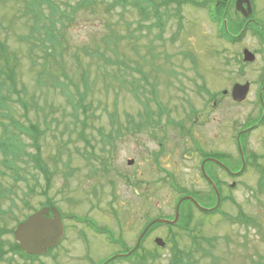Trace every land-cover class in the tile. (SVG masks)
<instances>
[{
  "label": "rangeland",
  "instance_id": "obj_1",
  "mask_svg": "<svg viewBox=\"0 0 264 264\" xmlns=\"http://www.w3.org/2000/svg\"><path fill=\"white\" fill-rule=\"evenodd\" d=\"M67 1L77 2H47L61 9ZM25 4L26 0H0V51L5 48L11 53L9 65H14L19 90L16 95L0 86V96L6 98V106H0V138L4 127L13 129L10 117L24 124L38 119L43 131L38 139L40 158L51 171L50 184L43 193L42 175L33 160L21 155L17 163L24 169H20L19 179L0 163V197L16 199L21 207L16 211L19 218L48 201L60 211L64 238L35 264H109L107 258L134 245L146 220L171 218L179 194L185 190L209 193L200 175V152L221 150L238 157L236 131L259 107L256 93L264 68L263 42L255 30H247L238 41L223 39L207 8L191 3L175 5L177 16L171 15L160 31L151 16L141 22L143 15L137 7L116 6L107 12L108 3L102 0L75 9L69 19H61L58 12L52 15L60 32L52 31L57 40L50 41L44 40V27L30 36L34 18L26 13ZM229 5V18L236 21L234 0ZM252 7L254 18L264 26V0H252ZM48 9L47 4L42 6L50 17ZM168 10L174 12L171 7ZM259 28L264 36V28ZM243 48L255 53L254 61L242 62ZM49 52L55 58L48 56ZM46 73L56 76L60 86H53ZM83 73L89 87L85 103L90 114L84 124L81 108H74L77 90L85 89ZM245 80L251 83L250 94L235 105L230 88ZM202 86L214 94L227 89L228 98L217 108L210 102L206 105L197 93ZM16 96L26 103V115ZM153 96L165 106L168 116L175 122L191 123L187 126H194V132L177 130L178 124H169L167 113L159 123L139 128L147 118L143 106L147 98L151 115L157 119ZM191 108L199 114L188 118ZM109 132L111 136L104 137ZM20 139L26 151L35 152L27 136ZM263 139L264 123L245 139L246 151L258 154L260 164H264ZM85 151L98 158L91 154L88 159ZM129 159L134 162L127 164ZM101 161L108 164L106 171H91L100 167ZM223 178L230 182L229 177ZM260 179L257 168L247 166L236 187L223 189L228 198L221 206L223 215L194 211L195 220L186 228L190 232L182 229L181 219L177 226L157 224L133 258L112 264H168L175 247L189 253L186 264H264V184ZM239 209L251 216L254 224L237 221ZM85 219H90L89 225L96 220L94 229L104 234H93L83 223ZM10 220L6 227H15ZM193 233L198 245L191 238ZM156 238L165 244L158 246ZM142 255L145 259L139 261Z\"/></svg>",
  "mask_w": 264,
  "mask_h": 264
},
{
  "label": "trees",
  "instance_id": "obj_2",
  "mask_svg": "<svg viewBox=\"0 0 264 264\" xmlns=\"http://www.w3.org/2000/svg\"><path fill=\"white\" fill-rule=\"evenodd\" d=\"M47 1L48 0H26L25 8L27 10L26 13L30 12V14L34 18V25L31 26V28H30V36L34 37L33 36L34 33L37 32L39 29H41V27H44L46 30V32H45L46 39H44V40H50V41L52 39L57 40V38L52 37V31L54 33L56 30L58 32H60L57 25H56L57 22H55V19H54V17H52V15L54 16L58 12L61 16V19H63V18L69 19L70 15L72 14L73 11H75V9H77L81 6L85 7L89 4L91 5V4L96 3V0H77V2L73 5L67 1L64 3L66 8L70 9V10H67L66 8L60 9L59 7L54 6V4L52 2H47ZM104 1L108 3L107 7H106L107 12L111 8H114L116 6H120L123 9H125L128 5H132L134 7H137L138 10L140 11V13L143 15V17L141 18V22L143 21V23H144L151 16L154 18V21L152 22L153 25L159 26L160 31L163 30L165 22L167 21V19H169V17L171 15L177 16L178 8L175 5H181V3H185V2H193L194 4L198 5V3L197 2L195 3L194 0H102V2H104ZM45 4L48 5L49 14L51 13L50 17L47 16L48 14H45L42 10V6H44ZM199 6H205V3L199 4ZM224 6H225V3H222V4H219L218 7H215L213 9L212 18L215 21H219V22L222 21L223 15H224V13H223ZM169 7L174 9L173 13H168ZM90 8L92 9V6ZM227 16L228 15H226V17ZM43 17H45V20L48 21V25L45 24V22H46L45 20H42ZM241 23L242 22H240V21H229V29H231V31L237 33L242 29ZM158 24H161V25H158ZM140 25L144 26V24H142V23H140L139 26ZM221 25H222V22H221ZM147 27H149V26H147ZM254 29L259 31L261 34H263L262 30H260L258 27H254ZM222 32L228 37V34L224 31L223 26H222ZM1 47H2V44H0V48ZM4 49L5 48H2V51H0V60L2 62V63H0V86L5 87L8 92H10V93L14 92L17 95L19 93V90L16 89V78H15V72L13 71L14 65L13 66L9 65L11 53L5 52ZM53 51H55V47H54ZM47 55L48 56L50 55V56H52V58H55L51 52L47 53ZM12 59L16 60L15 56H13ZM13 64H15V63H13ZM42 73H44V71H42L40 74H42ZM83 74H85L83 76V78L85 80V83H84L85 89H84V92H79L77 90L78 97L75 101V106H74L75 109L76 108L78 109V107H80L81 111L83 112L84 118H83V120H80L82 122V124H84L85 119L87 120L90 117L89 112H87L89 106L86 105V103H85V94H86L87 90L89 89V87H88V83L85 79L86 73H83ZM46 75L49 76V78L51 79L53 86H55V87L57 85L60 86L59 79L56 76H53L51 73L50 74L46 73ZM261 75L262 76L260 78V83L262 84L264 81V69H263V74H261ZM62 84L63 83H61V85ZM62 90H64V89L62 88L61 91ZM152 94L154 95V92ZM152 99L154 100V103H155L156 108H157V119H153V117L151 115L152 110H151V107L149 104L150 103L149 99L147 98L143 102V106L145 108L144 114L147 118H146L144 124L138 125L139 128L141 127V125L142 126H148L152 123L157 124L158 120L161 118V116L164 113L165 114L167 113L166 118H167L168 122H173V119L170 116H168L169 113H168L167 109L165 108V106L163 104H161L160 102L156 101L154 96ZM5 100H6V98L2 99V97L0 96V106L5 105ZM16 101L19 102L20 104H22V106L24 108V115H26L27 109H28L26 103L19 96H16ZM34 106L37 107L36 104ZM43 118H44V121L46 122L45 128L47 129V128H49L48 120H46L47 116L44 115ZM10 119L12 121L13 129L10 130V129H7V127H4V129H3L4 136L0 138V153L2 154V158L0 159V163L4 167H6L8 169H12L15 172V179H19V178H21V176L19 175V171H20V169H24V168L19 166V164L17 162L19 160H21V158H20L21 155H26L29 160H33L34 167L42 175V177L44 179V191H43V193H45L46 189L49 188L51 171L48 168V166L41 161V158H40V149H39V145H38V139H39L40 133L43 131L41 129H39V121H38V119H36L34 121H30L27 118V120H28L27 124H24L20 121H17V119H14L13 117H10ZM250 122H252V121H249L248 124ZM110 132L107 135H104V137H110L111 136ZM82 134L83 133L81 131V135ZM22 135L27 136L30 139L31 143L28 145L33 146L35 148V152H28L25 150V148H24L25 144H23L21 139H20ZM245 135H247V133ZM84 139L86 141H88L86 138H84ZM85 154H87V156L89 157L88 159H91V157H90L91 154H93V158H98V156L95 155L94 153L89 154L87 151H85ZM244 154H246L245 155L246 167L249 165L256 167L257 171L261 174L260 182L264 184V164H260L257 161L258 157L256 155H253L250 152L248 153L246 151V149H244ZM99 163H100V167H97L95 169L91 168V171L92 170L95 171L96 169L101 170V171H106L105 168L107 167L108 164L104 161H101ZM90 166H92V165H90ZM210 192L212 194L213 200H211L209 203H204L205 205H209L210 203L214 202V193H213L211 188H210ZM192 196H194L197 199L199 198L198 193H192ZM225 200H226V197H222L221 203H223ZM194 208H195V205L191 201H188V200L185 201L181 205V207H180V219L183 222V225H181L182 227L187 228L192 224V222L194 220V211H193ZM236 219H237V221L239 220V222L241 221L243 224H246V225L254 224V219L251 216L245 214L240 209H239L238 215L236 216ZM148 222H146L145 224H147ZM155 225L154 226L152 225V227L149 229L148 232H150L151 229H153L155 227ZM192 239H193L194 243H197V245L199 244L197 241V237H193ZM208 239L209 238H206V240H208ZM188 258H189V253L187 251H183V250L175 247V248H173L172 255H171V258H170V261L168 262V264H186Z\"/></svg>",
  "mask_w": 264,
  "mask_h": 264
},
{
  "label": "flooded vegetation",
  "instance_id": "obj_3",
  "mask_svg": "<svg viewBox=\"0 0 264 264\" xmlns=\"http://www.w3.org/2000/svg\"><path fill=\"white\" fill-rule=\"evenodd\" d=\"M211 1L212 0H209L210 3H211ZM220 1H223V0H215L214 1V7H218V5L220 4ZM235 1L236 0H234V2ZM250 2H251L250 6L252 7V0H250ZM225 12L226 11L224 9L223 13H225ZM253 14H254L253 7L251 10V13L246 18H244L242 15L239 14L241 16L240 21H242L243 26H246L244 28V30L246 29V31L251 30V28H249L251 23H253L257 26H260V24H261L257 21V19L254 18ZM223 23L224 24L226 23L225 16L223 18ZM228 34L232 38H236L238 36V34H236L234 32L228 33ZM254 34L260 39L259 32H256ZM242 35H243V33H242ZM263 40H264V38H263ZM242 62H243V59H242ZM246 81L249 82V93L247 95V98H248V96L250 94V86H251L250 81L245 80L244 82H239V83L243 84ZM203 90L207 93L206 96H204L202 94V92H204ZM197 93H198V97L203 99L204 104L208 105V103L210 102V103H212L213 108H214V106L217 108L219 106L218 103H220L224 98L225 99L228 98V91L226 89H223L220 94H217V93L214 94L212 92H209L204 86H202L199 88ZM256 95H257L256 96L257 103L260 105V108L258 107V111L255 115L249 116L247 118V120L244 121L241 126H239V128L237 129L236 134H235L237 151L239 150L238 143L241 146L242 151H243L244 167L241 169L242 162L240 159L239 151H238V157L232 156L228 151H221V150H218V151L215 150L213 152L204 151V152L199 153L200 154L199 170H200L201 177L205 181L207 187H209V189L210 188L212 189L211 184L203 176V174L201 172V164L204 162V170H205L207 176L214 182L215 186L217 187V189L219 191V194H220L219 205L220 206L217 207L218 209L221 208V204H223V203H221V198L225 197L223 189L225 187H230V188L236 187L240 181V178L243 177V175H244L245 167H246L244 149H246L245 139L247 137V135H245V134L246 133L248 134L250 131L255 130L257 127H259L261 124L264 123V85L263 84H261V86L258 88ZM230 99H231V95H230ZM231 101L235 105H240L242 103V102L234 101L232 99H231ZM189 114H191V115H189ZM198 114H199V112H197L196 109L191 108L190 112L186 113V116L189 115L188 118H190V116H192V115L197 116ZM201 115L202 116L205 115V112L201 111ZM173 120L175 121V119H173ZM188 120L190 121L191 119H188ZM249 121H252V122H250L248 124ZM177 122L181 123V127L183 130H185V133L194 132L193 131V127H194L193 125H192L193 127H191V129H190V126H187L191 123L184 124L185 122L184 121L181 122V120H177ZM262 146H263V144H262ZM250 153H252L253 155H256L258 158L260 157L258 154L254 153V152H250ZM209 158L217 159L223 165H220V164L210 160ZM232 158H233V162H232ZM208 164H211L212 166L210 168H207ZM224 175L226 177L230 178V182H228V180L226 181V179L223 178ZM234 179H236V181ZM238 179H239V181H237ZM212 191H213V189H212ZM192 193H198L199 198L198 199L196 198V199L200 202L201 205H203V207L210 208L213 206V204L215 202V197H214V202L210 203L209 205L204 204V203H209L211 200H213L211 192L206 193V194H202V193L194 190ZM201 198L204 201L201 200ZM3 199L7 200L6 203H4V204L1 203V200H3ZM227 199L228 198H226V200ZM15 200L16 199L12 198V197H0V264H26V262L27 263L28 262L34 263L35 260H38V258H40V257H38L36 255L27 254L26 252H22L20 246L18 245V243H16V241L13 237L14 227L8 228L5 225L6 221L10 220L8 218H11L10 222L14 221L16 224L21 220V218H19L20 216H18L17 212H16L17 210H20L21 207L17 206V204H16L17 202H15ZM36 210H37V208H33L30 210V213H32ZM30 213L26 214L24 217L28 216ZM85 220H86L85 224L88 225L87 222L90 219H85ZM92 221L94 222V225H91V226L94 227L96 225V227H97L98 222L96 220H92ZM92 233L94 234L95 232L92 231ZM55 248H57V247H55ZM39 264H44V263L40 262Z\"/></svg>",
  "mask_w": 264,
  "mask_h": 264
},
{
  "label": "water",
  "instance_id": "obj_4",
  "mask_svg": "<svg viewBox=\"0 0 264 264\" xmlns=\"http://www.w3.org/2000/svg\"><path fill=\"white\" fill-rule=\"evenodd\" d=\"M243 4H246V8L243 7ZM236 10L240 11L245 17H247L251 13V6L249 0H237L236 1ZM255 55L250 52L248 49L243 50V61L244 62H250L254 61ZM249 92V82L246 81L243 84L235 83L232 86L231 89V97L233 100L237 102H242L246 99ZM263 147H264V141H263ZM240 158L242 162L241 169L244 167V156L241 146L238 143ZM212 161H215L219 164H221L219 161H217L214 158H209ZM133 160H128V164H131ZM222 165V164H221ZM202 174L206 177V179L210 182L212 185L215 194H216V203L214 205V208L218 206L220 197L219 192L214 184V182L207 176L205 170H204V162L201 165ZM191 200L193 201L197 206H202L191 196H184L180 199L178 204L175 208V216L173 219H163V218H157L153 220V222H160V223H168V224H174L179 218V204L182 200ZM204 208V207H203ZM207 209V208H204ZM212 209V208H209ZM51 210L53 212L52 217H46L45 215L48 213L49 208L43 207L40 210L36 211L35 213L29 215L26 220L20 222L15 231H14V237L16 241L19 243L22 250L26 251L29 254H44L47 251V248L52 247L56 245L60 239L63 236V224L61 221L60 213L57 210L56 207H51ZM150 223V224H151ZM150 224L145 228V230L141 233V235L138 237L137 242L133 249H135L139 243L140 240L145 233V231L148 229ZM155 242L163 246L164 241L161 238H156ZM131 251H128L127 254H129Z\"/></svg>",
  "mask_w": 264,
  "mask_h": 264
}]
</instances>
